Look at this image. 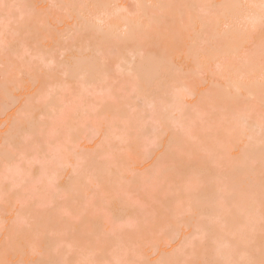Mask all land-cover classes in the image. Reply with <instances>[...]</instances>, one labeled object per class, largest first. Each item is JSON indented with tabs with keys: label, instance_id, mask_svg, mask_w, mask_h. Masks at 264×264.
<instances>
[{
	"label": "rangeland",
	"instance_id": "1",
	"mask_svg": "<svg viewBox=\"0 0 264 264\" xmlns=\"http://www.w3.org/2000/svg\"><path fill=\"white\" fill-rule=\"evenodd\" d=\"M230 1L0 0V264L51 248L60 264H195L216 232L231 237L224 212L206 224L204 189L225 206L264 188L256 161L241 190L224 176L264 146V18L253 28L256 0L232 14ZM231 29L245 35L225 55ZM142 58L159 61L145 82ZM70 61L95 69L73 77Z\"/></svg>",
	"mask_w": 264,
	"mask_h": 264
},
{
	"label": "bare ground",
	"instance_id": "2",
	"mask_svg": "<svg viewBox=\"0 0 264 264\" xmlns=\"http://www.w3.org/2000/svg\"><path fill=\"white\" fill-rule=\"evenodd\" d=\"M228 4H229L228 6L229 14H232L235 11H237L238 8L242 9L244 7V5L241 3V0H232ZM254 4L255 5L252 8L251 14L249 16L244 17L246 24L248 23L251 24L250 26L253 28L255 26H258V23H260L262 19L264 18V0H256ZM107 7H108V3L106 2L104 3V8L107 9ZM131 23L132 22H128L126 26L131 25ZM217 24L218 22L215 21L214 23V29L216 30L215 35H217L218 37H222L223 34L221 33L219 34L217 30L218 29ZM115 28H116L115 24H109L107 28L99 27L98 29H99V32H101L102 36L106 37V36L111 35L114 32V30L112 29H115ZM244 35H245V32H242L241 29H237V31H234L231 29V32L227 34L228 37L224 35L223 38L224 37H227V38L221 41L220 43L219 50H221V53H224L226 55L236 50L239 47L241 41L244 39ZM69 64L72 69L70 72V76H73V77L76 75L75 73L79 68L95 69V67H93L90 63L70 61ZM158 68H159V61L157 59L142 58L141 60L136 62L135 69H136L139 79L145 82V73L149 75H153ZM250 71L252 70L250 69ZM83 76H86V74H83ZM254 87L256 89L264 90V84H260V85L255 84ZM175 98L179 99L177 96H175ZM251 121L252 122H249V120L247 121V127L245 128L244 133H243V135H246L247 138L253 135L252 133H250V131L254 127L259 126L258 123H256V121L254 122L253 120ZM259 128H262V127L260 126ZM132 148L134 150L139 149L138 144L137 145L135 144ZM249 161H256L260 164V167L264 168V146L263 145H259V143H256L254 147H252L250 150H247V153L244 155L243 159H241V163L239 164L241 165L240 167L236 166L234 168L229 169L227 172H225L224 176L226 175L229 176L230 178L229 184L231 183L233 185V186L231 185L230 187H227L225 189L226 192H229V190L230 191L236 190V187L239 189L240 187L238 186H241L244 183L246 178H243V176H240L239 174L248 171ZM195 165H196L195 167L199 170L201 174L204 173V170L205 171L207 170V168L203 169L204 166L201 165L200 162L198 161L195 162ZM209 185L210 186H208L207 189H204V193H205L204 197L207 198L206 202L209 203L208 205L207 204L203 205L204 211H206L208 214L207 215L208 221L206 222V224H208V226L212 225L213 227L212 229H214L216 225L212 217H217V214H219L220 212H224L225 214L224 213L223 214L226 215V219L219 226H221V228L222 227H225V228L224 230L223 228L219 229L220 227L217 229H219V231H222V232L227 229L228 231V232L226 231L227 234L228 233L230 234L229 231L230 229H232L231 237H229L230 235H228L227 237L223 235V237L227 239H226V242L224 241L225 243L222 244L223 240L225 239L219 240L220 238H218V236L220 237V234L216 232L217 230L215 231L216 229L215 228L214 231L217 234L216 244L218 243V247L217 246L215 247L216 244L202 245L200 251L196 252L199 256L196 258L195 264H230L236 258H241L243 260L246 259L245 263L242 262L243 264H264V255H258V254L253 253L254 251H256L255 253H257L260 247L264 250V237L249 235L250 233L249 231L252 228H257L256 230L261 231V232L264 231V188L258 189L256 198L252 200L247 201L245 199L239 198V200H236L235 202L230 203L233 200L230 199L231 197L230 198L226 197L225 200L228 199V202H227L228 205L222 206L219 204L217 205L215 204L216 206H214L213 204L216 201L215 196L217 194V189H216L217 186H215L212 183H209ZM239 190H241V188ZM195 207L198 209V206H195ZM133 212L135 213L136 209L135 210L133 209ZM96 221L97 220H92V223H95ZM205 229H204V233H212L211 230L210 232H207L209 230L208 229L205 230ZM232 235L234 236V241L228 242L227 241L228 238H232L231 240H233ZM254 238L257 240L254 243L253 242L250 243L251 242L250 240L252 239L254 240ZM23 240H24L23 238H19L16 241V245L18 246L20 244L21 246H23L24 245ZM257 241L259 243L256 244ZM220 242L222 243L219 246ZM245 242L248 243V247L246 246V248L245 247L242 248L243 243ZM46 244L48 245L50 244L49 239L46 242ZM225 244H230V245L225 246ZM52 249L53 248H51L50 253L45 252L47 253V256L45 254L44 255L47 257L46 259L48 261L42 260L43 262L41 264H60L59 260L54 255L53 251L55 250L52 251ZM205 255H209V257L206 260H204ZM240 261L241 260H238V262Z\"/></svg>",
	"mask_w": 264,
	"mask_h": 264
}]
</instances>
